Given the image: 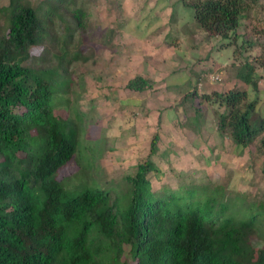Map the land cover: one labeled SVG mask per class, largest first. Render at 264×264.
I'll return each instance as SVG.
<instances>
[{
    "label": "trees",
    "instance_id": "obj_1",
    "mask_svg": "<svg viewBox=\"0 0 264 264\" xmlns=\"http://www.w3.org/2000/svg\"><path fill=\"white\" fill-rule=\"evenodd\" d=\"M79 1L0 0V264H264V192H236L228 181L205 177L200 184L193 176L154 190L150 176L164 174L152 158L162 154L158 133L149 155L121 178L105 176L90 148L77 178L92 168L97 176L68 187L63 171L82 149L85 115L63 118L52 99L56 88L66 87L60 80L70 65L82 58L78 46L69 49L75 27L65 15ZM262 1L189 0L188 7L209 38L232 46L242 23L264 9ZM70 16L81 28L84 6ZM48 43L57 46V61L35 67L39 47ZM258 62L264 65V54ZM233 66L238 80L258 89L255 63ZM216 75L222 74H212L210 82H218L211 80ZM152 85L137 75L127 88L142 93ZM198 90H187L185 106L202 95L201 103L224 108L216 112V129L244 150L257 145L264 173L258 101L237 86L223 93Z\"/></svg>",
    "mask_w": 264,
    "mask_h": 264
},
{
    "label": "rangeland",
    "instance_id": "obj_2",
    "mask_svg": "<svg viewBox=\"0 0 264 264\" xmlns=\"http://www.w3.org/2000/svg\"><path fill=\"white\" fill-rule=\"evenodd\" d=\"M188 2L80 0L77 7L85 10L81 28L70 16L77 7L65 13L75 27L69 49L78 46L82 58L70 65L69 74L60 80L62 84L68 81L66 87L64 91L56 88L59 92L52 103L63 118L76 120L78 111L85 115L82 149L63 171L68 187L97 176L99 170L105 176L121 178L149 155L158 133L162 154L152 158L164 174L150 176L154 190L169 183L175 186L178 176H184L186 182L193 176L200 184L205 177L228 181L236 192H264L263 158L257 145L244 150L216 129V112L224 108L201 103L202 95L195 101L191 98L189 106L184 104L185 93L196 85L200 94L228 92L237 86L248 91L249 100L258 101L256 114L264 116V65L258 62L264 54V9L258 8L242 23L237 44L229 46L228 40L209 38ZM59 22L56 19L55 30L61 33ZM252 42L256 44L250 46ZM57 52V46L48 43L35 51L32 63L38 68L51 66L57 61ZM247 61L255 63L258 89L236 78L233 64L242 67ZM216 72L222 74L220 80L210 82ZM137 75L152 81V87L142 93L128 89V82ZM200 77H204L201 85ZM90 148L97 151L100 168L77 178L84 165L81 156ZM254 245L261 247L262 243L256 240Z\"/></svg>",
    "mask_w": 264,
    "mask_h": 264
},
{
    "label": "built area",
    "instance_id": "obj_3",
    "mask_svg": "<svg viewBox=\"0 0 264 264\" xmlns=\"http://www.w3.org/2000/svg\"><path fill=\"white\" fill-rule=\"evenodd\" d=\"M220 78H221V76L220 75H216V76H212V81H219L220 80Z\"/></svg>",
    "mask_w": 264,
    "mask_h": 264
}]
</instances>
